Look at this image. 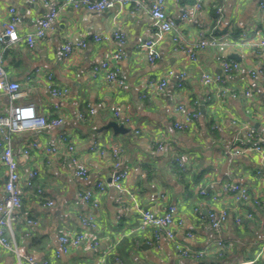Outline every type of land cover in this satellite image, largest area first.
<instances>
[{
    "label": "crops",
    "instance_id": "crops-1",
    "mask_svg": "<svg viewBox=\"0 0 264 264\" xmlns=\"http://www.w3.org/2000/svg\"><path fill=\"white\" fill-rule=\"evenodd\" d=\"M195 1L166 0L165 9L174 18L175 27L158 43L159 56L148 62L140 44L152 32L151 0L137 9L132 2L101 11L65 6L46 37L33 46L23 35L35 28L47 6L42 0H0V29L13 8L20 35L10 47L0 44L6 76L20 84L15 103L30 102L40 114L62 118L59 126L12 135L21 194L12 234L24 247L25 256L45 258L49 264H264V198L259 206L250 201L235 204L223 190L224 184L238 182L247 186L251 195L264 193V77L250 73L264 68V48L254 44L264 36V12L258 8L259 0H224L221 20L216 23L214 7L222 0H201L199 9L193 8ZM183 12L192 18L184 21ZM199 24L203 31L220 37L227 34L228 43L202 49L195 63L171 37L195 40ZM116 27L126 39L117 64L122 85H112L102 72L92 73V67L116 47L113 39L96 41L93 35L111 33ZM80 39L86 45L64 56L62 45ZM230 53L239 55L240 68L225 74L221 61L231 59ZM199 66L220 75L228 93L219 95L214 84L205 85ZM182 69L186 77L178 87L177 75ZM169 70L173 73L168 74ZM161 76L166 79L163 91L148 87L150 79ZM48 83L66 87L68 94L52 95ZM246 89L249 96L243 95ZM7 103V94L0 91V114ZM180 104L200 113L183 130L173 126L182 116L177 110ZM111 106L118 107L131 122L114 115ZM109 121L128 130H98ZM242 125L256 130L262 152L232 153L233 145L246 140ZM61 133L66 141L60 140ZM68 144L73 146L71 150ZM47 147H55L56 152H46ZM113 147L121 149L120 167L127 171L122 190L109 183ZM76 163L87 168L86 177L76 175ZM33 170L36 174L27 185L28 173ZM6 175L0 164V200L5 195ZM99 181L105 184L103 190L96 189ZM87 188L96 189L97 207L78 196L79 190ZM168 205H175L183 220L173 227L175 240L192 250H203L202 258L180 255L170 238L160 234L155 239L151 227L139 226L137 207L163 213ZM222 207L227 208L228 218L215 232L208 223L207 210ZM246 212L252 217L246 218ZM87 213L93 214L95 225L84 229L80 217ZM238 215L242 217L239 223L235 222ZM27 219L35 220L36 225L28 224ZM81 231L89 240L56 257L59 235ZM93 239L97 245L91 247L88 241ZM217 240L231 246L220 251ZM0 264H18L16 255L0 246Z\"/></svg>",
    "mask_w": 264,
    "mask_h": 264
},
{
    "label": "built area",
    "instance_id": "built-area-1",
    "mask_svg": "<svg viewBox=\"0 0 264 264\" xmlns=\"http://www.w3.org/2000/svg\"><path fill=\"white\" fill-rule=\"evenodd\" d=\"M145 0H42V2L47 6L46 14L38 20L35 28L23 35L26 43L29 46H33L38 40H42L46 37L48 31L50 30L53 21L58 16L60 10L65 6H70L73 8H85L88 11H101L114 7L116 4L122 5L127 2H132L134 8L137 9L138 6L144 3ZM224 0L216 4L214 7L215 11V22L219 23L221 20L222 6ZM166 0H151L148 6V12L151 18V35L146 38L140 46L145 51L146 59L148 62H153L158 56V43L175 27L174 18L169 15L165 9ZM194 9L201 8V0H196L193 4ZM258 8L261 12H264V0H259ZM9 19L3 24L0 29V44L4 47H10L20 39V35L16 29V16L14 14V9H9ZM181 18L184 21L190 20L192 17L188 16L187 12L181 14ZM203 25L199 24L200 31L198 32V37L195 40H185L181 41L178 35H172L171 39L176 44L178 49L185 51L188 60L197 63L198 53L202 49L208 46L214 45H225L228 43L226 35L223 37L212 34L211 32L203 31ZM94 40H109L113 39L116 43V47L110 52L108 58L92 67V73L96 74L102 72L106 80L112 85H122L123 80L119 75L118 62L121 60L123 55V46L125 44V34L123 30L116 27L111 33H97L93 35ZM254 44L260 48H264V36L255 39ZM86 45L84 39H80L77 42H65L61 49L64 56H68L73 52L74 49L78 47H84ZM3 56L0 51V91L4 92L8 96V103L3 113L0 114V164L4 165L7 171L6 180L4 182L5 195L3 199L0 200V246L13 252L16 255L17 263L23 264V259L25 264H49V261L45 258L35 259L31 256H25V249L22 245L15 241L12 234V225L17 218L16 211L21 205V194L19 188V173L17 169V161L13 155L12 151V135L14 133L25 131V130H36L45 127L59 126L62 123L61 117H46L38 112L34 104L27 103H15V98L17 97L20 84L16 81H9L5 70L3 68ZM221 67L223 73H230L236 71L240 68V63L233 59H224L221 61ZM200 68V80L205 85L214 84L219 90V95H224L228 93L227 87L224 86V80L220 75H212L210 72ZM168 74H172L173 71L169 70ZM252 76L264 77V68H257L251 70ZM48 82L51 76H47ZM186 77V71L182 69L177 75L176 85L182 87L184 79ZM166 86V79L161 76L158 79H150L148 81V87L152 90L163 91ZM48 89L50 93L54 96H66L68 94V89L66 87H56L52 83H48ZM236 95L235 92L231 93ZM244 96H249L250 91L248 89L243 91ZM111 111L116 116H122L125 123H130L131 120L128 116L121 115V111L116 106L110 107ZM91 112L93 109H90ZM177 110L182 113L180 119H176L173 126L178 130L187 129L191 126L194 120L200 115L198 110L187 108L184 105H178ZM81 116V115H80ZM233 123H237L236 119L232 120ZM244 130L246 140L238 141L237 144L233 145L231 151L234 154L242 153L246 150H255L262 152V140L258 137L256 130L249 125H242ZM137 131V130H135ZM65 133L60 134V140L66 141ZM158 148H162V144L158 143ZM67 148L71 150L73 146L71 144L67 145ZM120 151L119 147L112 148L113 156V166L110 173L109 183L116 189L122 190V181L127 176V171L120 167ZM26 152V151H25ZM46 152L53 154L56 152L55 147H47ZM74 161V160H73ZM75 162V161H74ZM75 173L78 176L86 177L87 168L82 164L76 163ZM36 174V171H30L28 173L27 185H31V178ZM104 182H97L96 189L103 190ZM95 189V190H96ZM90 188L82 189L77 192L78 196L86 203L90 204L92 207H97L98 203L94 197V191ZM223 190L229 194L232 201L236 203L250 201L254 205H261L264 198V193L251 195L247 186L238 182H229L223 185ZM41 192V189H37ZM201 193L204 191L201 189ZM212 199H216L213 195ZM52 201H47V204H52ZM139 213V226L140 227H151L154 231V238L157 239L160 234H164L170 238L176 249L179 251L180 255L184 257H192L195 259L202 258L204 255L203 250H192L188 247L183 246L180 242L176 241L174 238L173 227L181 225L183 220L177 214V208L175 205H168L163 213H157L151 208L137 207ZM246 218H251L252 213L246 212ZM228 218L227 208L222 207L219 209L209 208L207 210V220L210 227L218 232L222 225L226 222ZM242 220L240 215L235 217V222L239 223ZM81 225L84 229L91 228L95 225L94 216L92 213L84 214L80 217ZM27 223L30 225H36V221L32 219H27ZM188 236L191 235L190 232L187 233ZM59 249L56 251L55 256L58 257L60 254L67 253L71 247H75L89 240V237L84 231L77 233H62L58 237ZM91 247L97 245L95 239L88 241ZM219 249H225L231 246L230 242H225L223 240H217ZM222 253V252H220Z\"/></svg>",
    "mask_w": 264,
    "mask_h": 264
},
{
    "label": "water",
    "instance_id": "water-1",
    "mask_svg": "<svg viewBox=\"0 0 264 264\" xmlns=\"http://www.w3.org/2000/svg\"><path fill=\"white\" fill-rule=\"evenodd\" d=\"M228 56H229V58H231L233 60H236V61L240 60L239 55L236 54V53H230ZM201 113H203L202 106H201ZM109 127H111L114 132H116V131H118V132H126L128 130L122 124H119V123H117L115 121H109L106 125H104V127H101L98 130L100 131L102 128H109Z\"/></svg>",
    "mask_w": 264,
    "mask_h": 264
},
{
    "label": "trees",
    "instance_id": "trees-1",
    "mask_svg": "<svg viewBox=\"0 0 264 264\" xmlns=\"http://www.w3.org/2000/svg\"><path fill=\"white\" fill-rule=\"evenodd\" d=\"M218 3H219V1L216 4H218ZM205 34H207V32H205ZM202 262H203V260H202Z\"/></svg>",
    "mask_w": 264,
    "mask_h": 264
}]
</instances>
